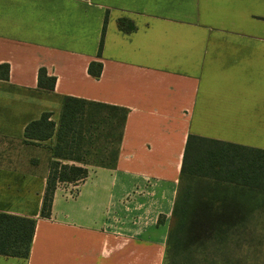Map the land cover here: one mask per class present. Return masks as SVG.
<instances>
[{"label":"crops","instance_id":"1","mask_svg":"<svg viewBox=\"0 0 264 264\" xmlns=\"http://www.w3.org/2000/svg\"><path fill=\"white\" fill-rule=\"evenodd\" d=\"M3 64L0 213L37 222L28 258L0 264H163L188 137L264 150V0H0ZM64 97L127 115L114 167L58 184L41 218L55 138L24 132L45 112L58 124Z\"/></svg>","mask_w":264,"mask_h":264},{"label":"trees","instance_id":"2","mask_svg":"<svg viewBox=\"0 0 264 264\" xmlns=\"http://www.w3.org/2000/svg\"><path fill=\"white\" fill-rule=\"evenodd\" d=\"M105 18L99 45L106 31ZM120 31H136L133 21L120 18ZM97 67V70H95ZM102 64L91 63L89 73L100 77ZM9 79V65H0V80ZM56 78L42 68L40 89L52 92ZM127 112L117 107L64 97L59 123L45 112L30 122L23 143L46 145L50 163L41 218H49L58 184H78L89 166L113 168ZM96 157H99L96 158ZM104 157V159H103ZM36 219L0 213V254L28 258ZM264 240V150L190 135L183 158L167 249L163 264H213L208 260L224 245L246 242L256 247ZM200 261V262H199Z\"/></svg>","mask_w":264,"mask_h":264},{"label":"rangeland","instance_id":"3","mask_svg":"<svg viewBox=\"0 0 264 264\" xmlns=\"http://www.w3.org/2000/svg\"><path fill=\"white\" fill-rule=\"evenodd\" d=\"M16 144L11 142L10 151L13 150L14 154L17 152L22 154V151L18 149L19 145ZM96 158L99 159V157ZM14 162L12 161L11 164ZM211 260L213 264H264V240L256 247H251L247 242L240 247L232 244L224 245L223 249L214 254L208 262Z\"/></svg>","mask_w":264,"mask_h":264}]
</instances>
